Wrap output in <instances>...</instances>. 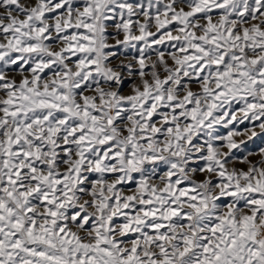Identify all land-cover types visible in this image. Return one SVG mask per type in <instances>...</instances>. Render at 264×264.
I'll use <instances>...</instances> for the list:
<instances>
[{"label": "snow or ice", "instance_id": "6c2138e0", "mask_svg": "<svg viewBox=\"0 0 264 264\" xmlns=\"http://www.w3.org/2000/svg\"><path fill=\"white\" fill-rule=\"evenodd\" d=\"M261 135L264 0H0V264H264Z\"/></svg>", "mask_w": 264, "mask_h": 264}, {"label": "rangeland", "instance_id": "374dc122", "mask_svg": "<svg viewBox=\"0 0 264 264\" xmlns=\"http://www.w3.org/2000/svg\"><path fill=\"white\" fill-rule=\"evenodd\" d=\"M244 127H245V125H240L241 129H243ZM249 127H251V125H249ZM256 131L260 132V129L256 128ZM221 132L222 133H226L227 129H221ZM237 139H246V137H238ZM262 147H264V135L257 136L254 140L249 141L248 144L246 146H244V150L238 152L237 155L242 157L248 151L258 152L259 149L262 148ZM250 159H252L253 161H256V160H259L260 157L259 156H253V157H250ZM234 166L246 169V166L243 165V164H237V165H234ZM200 178H202V177H200Z\"/></svg>", "mask_w": 264, "mask_h": 264}]
</instances>
